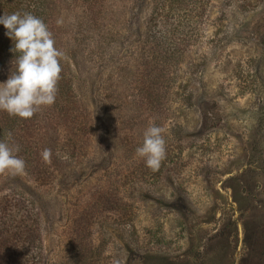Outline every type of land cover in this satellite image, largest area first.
Masks as SVG:
<instances>
[{"label": "rangeland", "instance_id": "obj_1", "mask_svg": "<svg viewBox=\"0 0 264 264\" xmlns=\"http://www.w3.org/2000/svg\"><path fill=\"white\" fill-rule=\"evenodd\" d=\"M64 1L53 38L76 104L41 109L29 138L61 165L45 185L0 175V197L28 198L39 218L36 264H264V0L175 12L187 36L158 62L150 0L110 5L97 29L116 41L102 46ZM79 114L90 139L66 157ZM152 124L166 140L156 172L135 154Z\"/></svg>", "mask_w": 264, "mask_h": 264}, {"label": "trees", "instance_id": "obj_2", "mask_svg": "<svg viewBox=\"0 0 264 264\" xmlns=\"http://www.w3.org/2000/svg\"><path fill=\"white\" fill-rule=\"evenodd\" d=\"M77 7V13L84 27L83 32H94L92 43L98 46L107 45L116 41V36L110 31V34H100L97 28L105 17L107 8L113 7L115 2L121 0H68ZM138 1V0H127ZM156 4V10L153 11V28L151 36L154 40L150 44V51H153L152 57L158 62L159 58L155 51L163 49V52L172 54L175 47L184 43L177 42V36L182 34L187 36L189 29L188 20L184 24H179L175 20V12L182 11L183 14L204 13L206 6L213 0H150ZM64 0H0V16L3 14H12L28 12L42 19L49 30L54 35L55 21L62 16V9L59 7ZM133 16V14H132ZM132 18V17H131ZM189 18V17H188ZM130 20V19H128ZM127 21V20H126ZM125 21V22H126ZM117 22V21H116ZM179 30V31H177ZM6 29L0 25V70L8 68V74L15 71L13 63L15 54L10 51L14 47L13 41L6 36ZM184 32V33H183ZM112 33V34H111ZM86 38L89 39L88 36ZM57 48V47H56ZM58 49V48H57ZM59 50V49H58ZM62 66L61 79L58 82V92L53 106L60 112L62 110V101L69 99L67 103L76 104L74 97L71 96L70 83L66 72L67 62L63 58L60 60ZM67 107L64 112L67 111ZM81 116L78 135H72V142H79L75 146L68 144L62 148V154L66 157H74V154L83 151V145L87 143L89 137V125L85 118ZM33 118V117H32ZM30 119H20L10 117L5 111H0V141L9 143L10 146H19V152L16 153L26 163L25 172L32 175L35 180L45 185L52 181L54 177V168L61 165L58 160L54 163H45L41 153L43 148L38 144L29 142L33 133H37L38 126L32 123ZM77 133V130H76ZM61 157V156H60ZM101 207L112 204L111 200L102 197ZM103 209V208H101ZM81 220V219H78ZM73 229L75 233L82 232L80 221H74ZM38 216L36 215L30 200L20 194H6L0 197V264H36L37 256L41 242V227ZM79 255V254H78ZM73 256V255H72ZM76 256L74 255V258Z\"/></svg>", "mask_w": 264, "mask_h": 264}, {"label": "clouds", "instance_id": "obj_3", "mask_svg": "<svg viewBox=\"0 0 264 264\" xmlns=\"http://www.w3.org/2000/svg\"><path fill=\"white\" fill-rule=\"evenodd\" d=\"M62 23V20L57 21L58 25ZM0 25L13 41L14 47L10 51L15 54V62L12 61L15 71H11L6 82L0 83V111L10 117L30 119L55 103L62 72L60 60L64 53L55 47L53 34L46 23L31 13L3 14ZM19 150L18 145L13 147L0 141V175L16 176L25 172V161L16 155ZM135 154L151 171H158L166 159L164 129L155 124L149 126ZM41 155L45 163L51 162V149H44Z\"/></svg>", "mask_w": 264, "mask_h": 264}]
</instances>
